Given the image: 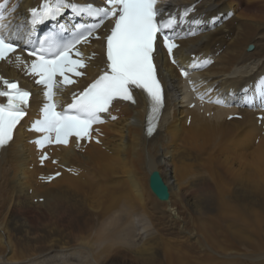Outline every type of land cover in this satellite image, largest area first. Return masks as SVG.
<instances>
[{
	"label": "bare ground",
	"instance_id": "6f19581e",
	"mask_svg": "<svg viewBox=\"0 0 264 264\" xmlns=\"http://www.w3.org/2000/svg\"><path fill=\"white\" fill-rule=\"evenodd\" d=\"M171 1L162 19L191 11L175 29L172 56L158 44L167 101L150 138L143 133L146 103L139 100L114 104L79 146L73 138L67 146L31 142L41 135L30 127L43 87L15 56L30 62L27 51L42 30L68 34L90 18L65 10L0 60L4 77L21 79L33 93L27 116L0 151V264H127L126 257L132 264H264V106L258 99L244 103L264 84V0ZM41 3L8 0L7 9L14 8L8 20L23 31ZM103 45L91 38L77 49L84 75L56 90L58 104L105 67ZM205 59V66H191ZM218 97L227 104L209 102ZM153 170L167 186V200L149 187Z\"/></svg>",
	"mask_w": 264,
	"mask_h": 264
},
{
	"label": "snow or ice",
	"instance_id": "6c2138e0",
	"mask_svg": "<svg viewBox=\"0 0 264 264\" xmlns=\"http://www.w3.org/2000/svg\"><path fill=\"white\" fill-rule=\"evenodd\" d=\"M157 2L103 0L102 5H96L79 4L75 0H43L39 8L30 10V20L23 31L8 20L14 12V8L7 9L8 0L0 3V60H9L10 54L17 52L20 47L17 41L31 42L35 26L54 20L65 10L70 9L77 16L93 21L77 26L70 41H65L62 33L56 30L37 37L35 42H31V50L27 51V55L32 57L30 62L19 54L15 56V61L24 65L26 74L35 77V83L43 87L44 99L38 107L39 118L33 120L30 127V131L41 135L32 143L38 148L67 146L70 138L74 137L79 146L82 140L92 138L93 126L104 122L102 114L111 115L110 109L116 102L136 103L133 93L137 89L145 95L148 104L146 135L151 136L155 132L164 105V90L156 64L158 44L162 40L171 57L173 49L178 47L175 29L191 11L185 8L183 15L172 16L169 13L167 19H162L164 10L157 8ZM193 22L199 23L198 20ZM106 23L109 24L108 30L101 37L98 30ZM90 38L103 39L105 67L82 91L71 93V103L62 106L54 100L56 90L62 91L63 87L75 84L76 80L71 77L84 75L80 69L85 67V63L76 45L88 42ZM209 62L207 59L200 63L194 60L191 66L196 69ZM172 63H177L174 58ZM181 75L187 77L188 72L181 68ZM0 97L6 100V103H0V148H3L13 140L14 130L28 114L31 93L16 82L0 77ZM203 98V95L199 96V99ZM257 99L264 106V84L257 87L253 96H246L244 103L251 105ZM209 102L227 104L219 97ZM111 118L116 119L115 116ZM46 159V154L41 156L42 163Z\"/></svg>",
	"mask_w": 264,
	"mask_h": 264
},
{
	"label": "water",
	"instance_id": "95a60500",
	"mask_svg": "<svg viewBox=\"0 0 264 264\" xmlns=\"http://www.w3.org/2000/svg\"><path fill=\"white\" fill-rule=\"evenodd\" d=\"M150 184L152 190L156 193L159 198H166L167 188L163 184L158 172H153L150 176Z\"/></svg>",
	"mask_w": 264,
	"mask_h": 264
},
{
	"label": "rangeland",
	"instance_id": "374dc122",
	"mask_svg": "<svg viewBox=\"0 0 264 264\" xmlns=\"http://www.w3.org/2000/svg\"><path fill=\"white\" fill-rule=\"evenodd\" d=\"M129 260H130L129 257H126L125 260H124V262L127 263V264H132V262L129 261ZM73 262H75V261H73Z\"/></svg>",
	"mask_w": 264,
	"mask_h": 264
}]
</instances>
